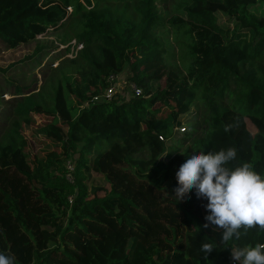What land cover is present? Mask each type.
Returning a JSON list of instances; mask_svg holds the SVG:
<instances>
[{"label":"trees","instance_id":"16d2710c","mask_svg":"<svg viewBox=\"0 0 264 264\" xmlns=\"http://www.w3.org/2000/svg\"><path fill=\"white\" fill-rule=\"evenodd\" d=\"M170 2L172 14L158 10ZM248 2L0 0V43H33L25 66L46 59L38 87L33 73L14 86L0 131V252L15 264H238L228 247L264 244L258 227L225 244L204 227L206 201L174 192L197 151L235 148L228 167L246 162L264 176V14ZM164 33L179 67L166 63ZM122 71L140 95L126 86L91 104ZM194 104L203 131L159 161Z\"/></svg>","mask_w":264,"mask_h":264},{"label":"clouds","instance_id":"9594fccd","mask_svg":"<svg viewBox=\"0 0 264 264\" xmlns=\"http://www.w3.org/2000/svg\"><path fill=\"white\" fill-rule=\"evenodd\" d=\"M237 158L235 148L217 152L197 151L186 156L175 172L177 186L175 196L183 198L193 191L197 199L206 201L207 212L204 227L209 224L222 230L225 244L239 239L241 229L258 227L264 230V176L253 170L248 163L228 167ZM230 248V254L238 264H264V244ZM202 250L213 251L209 244ZM0 264H15V258L0 252Z\"/></svg>","mask_w":264,"mask_h":264},{"label":"rangeland","instance_id":"374dc122","mask_svg":"<svg viewBox=\"0 0 264 264\" xmlns=\"http://www.w3.org/2000/svg\"><path fill=\"white\" fill-rule=\"evenodd\" d=\"M240 1H244V2L254 1L253 3H251V5H253L255 7L254 8L255 12L259 13L260 15L264 14V0H238V2H240ZM171 2L168 4L165 3V5L158 4L157 5L158 10H160V12H162L163 14H172V11L174 9V7H173L174 4H171ZM68 11H70V10H68ZM218 11H221V10L220 9L216 10L217 16L219 14V16L223 17V14L218 12ZM43 37L47 38L45 36H38V38H40V39H42ZM162 39H163V44H164V48L166 51L165 52L166 63L170 67H179L178 57H177V48H176V45L174 44L173 40L171 39V35L164 33V35L162 36ZM248 39H249V37H248ZM71 44H73V41H71ZM79 47H80V45L77 46V48H79ZM32 48H33V43L23 44V45H20L19 47L15 48V49H6L4 47V45L2 43H0V131L3 129V126L6 123L5 117H7L6 114H8L10 111V105H13L14 101H15V98L13 99V97L15 96V94H14L15 92L13 91L14 86H16L18 84L19 85H26V84L33 83L32 73L37 78V87L41 83V73H42L41 68H42L46 59H44L42 61V64H40V65H38L36 62H33L30 67L19 63L23 59L24 56L31 54L30 52H31ZM58 48H59L58 50L62 49L61 46ZM71 57H72V55H67V54L61 55V57L52 61L51 66L55 67L61 59L71 58ZM10 65H13V66L10 67ZM4 69H7L6 72L3 71ZM3 72H5V73H3ZM4 76H5V78H4ZM118 77H119V79H125V77H126L125 72L122 71L120 74H118ZM11 82H14V83H11ZM118 82L120 83L121 80H118ZM161 84L163 85V80H162ZM198 111H199L198 106L194 104L190 108L188 113L183 114L179 118L180 124L176 125L172 129V135H171L170 139L167 140V144H166L168 149L163 155L160 156L159 161H163V162L167 161V154L170 152L169 147L170 146H176L177 141H179V143L182 144L181 143L182 137L187 131H194V129L200 133L203 131V128L200 126V121L196 116V113ZM247 126H248L249 131L251 133H254L253 128L250 126V124L248 122H247ZM29 143H30L29 150L32 152V154L36 155V153H34V152H37L40 155H43V152L41 151V149L39 147L37 148V150H34L31 148L30 140H29ZM67 162H69L70 166L72 167L71 160H66L65 166L67 165ZM66 167H67L66 169H70V167L68 165ZM68 177H69V175H68ZM87 185L90 188L91 187L96 188L97 190H98V188H100L95 194H98V195L103 194V189L105 187V183H104L103 178H98L93 173H90V174H88ZM206 214H207V212L204 211L205 216H206Z\"/></svg>","mask_w":264,"mask_h":264},{"label":"built area","instance_id":"2783aa9c","mask_svg":"<svg viewBox=\"0 0 264 264\" xmlns=\"http://www.w3.org/2000/svg\"><path fill=\"white\" fill-rule=\"evenodd\" d=\"M80 48V47H79ZM118 80H121V82L119 83ZM109 81H110V86L105 90L104 94L101 96H97L94 97L92 99V101L90 102L91 104H93L95 101H98L101 98L104 99H111L112 96L114 95V93H116L117 91H122L124 88H126V86H128V89L134 93L135 95H140L141 90L139 88H137L135 86V84L133 83H128L125 79H119V77L117 75L114 76H110L109 77ZM85 105V106H84ZM89 105V102L84 103L82 105V107H86ZM67 165L70 167V169L68 170H72V167L70 166L69 162H67ZM66 165V166H67ZM67 168V167H66Z\"/></svg>","mask_w":264,"mask_h":264}]
</instances>
